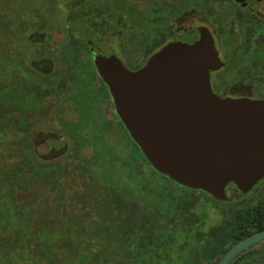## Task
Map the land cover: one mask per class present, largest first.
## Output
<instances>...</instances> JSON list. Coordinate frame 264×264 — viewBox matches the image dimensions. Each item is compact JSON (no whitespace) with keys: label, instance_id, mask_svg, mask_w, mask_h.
<instances>
[{"label":"trees","instance_id":"obj_1","mask_svg":"<svg viewBox=\"0 0 264 264\" xmlns=\"http://www.w3.org/2000/svg\"><path fill=\"white\" fill-rule=\"evenodd\" d=\"M196 1L208 2L181 3ZM144 3L21 0L17 15L0 10V264H201L264 230V199L243 200L233 183L237 196L227 201L176 183L120 119L90 45L112 51L119 33L121 54L138 70L175 12L172 0ZM38 31L45 42H33L29 32ZM40 59L52 70L31 63ZM159 177L168 184L150 189ZM175 188L205 199L186 204ZM160 190L150 202L147 193ZM211 202L223 208L206 229L194 206ZM256 251L241 261L258 264Z\"/></svg>","mask_w":264,"mask_h":264},{"label":"water","instance_id":"obj_2","mask_svg":"<svg viewBox=\"0 0 264 264\" xmlns=\"http://www.w3.org/2000/svg\"><path fill=\"white\" fill-rule=\"evenodd\" d=\"M116 111L159 173L227 200L233 183L248 194L264 178V100L220 98L210 72L223 66L207 30L189 45L170 44L139 70L116 55H94ZM264 240V230L240 240L218 264Z\"/></svg>","mask_w":264,"mask_h":264},{"label":"flooded vegetation","instance_id":"obj_3","mask_svg":"<svg viewBox=\"0 0 264 264\" xmlns=\"http://www.w3.org/2000/svg\"><path fill=\"white\" fill-rule=\"evenodd\" d=\"M172 1L175 12L162 22L166 23L167 30L154 40L156 48L139 69L164 47L179 42L192 45L201 39V31L207 30L223 63L221 68L210 72L212 91L223 99L264 100V85L261 84L264 80V0H208L204 4L196 1L186 7L182 6V0ZM162 2L165 0H145L144 6L151 8ZM184 15L194 18V22L183 31L179 19ZM115 34L118 33H112ZM122 62L128 67L125 59ZM237 84L245 86L246 90L233 93L232 88ZM256 249L260 256L258 264H264V240L244 250L237 262L244 263L252 253L249 252Z\"/></svg>","mask_w":264,"mask_h":264},{"label":"rangeland","instance_id":"obj_4","mask_svg":"<svg viewBox=\"0 0 264 264\" xmlns=\"http://www.w3.org/2000/svg\"><path fill=\"white\" fill-rule=\"evenodd\" d=\"M139 1V0H138ZM21 4V0H0V10L5 13V14H10V17H12V15H17L18 11H20L19 9ZM216 4V3H215ZM264 2H262V6H263ZM62 7V12L59 14V20L57 21L59 24V26L57 27V29L55 30V32H59L58 30H62L63 25L60 23L61 18L63 17L62 14H64V6ZM192 12V11H191ZM192 13H190L191 16ZM180 20V23L183 25L182 26V30H186L189 27L192 26V22H194V18L188 17V16H182ZM31 34V35H30ZM29 35L32 37L33 42H45L46 41V35L43 32H29ZM120 34H115L113 35V43L111 44L112 47V51L109 50H102L100 51L94 44L91 43V48L93 50V52L95 54H100V55H104V56H111V55H117L118 57L122 58V61H124L123 56L120 53V49H119V42H120ZM31 37L29 39H31ZM32 42L30 41L29 43H27L25 46L26 48H29ZM39 71L41 72H47L52 70L53 66L50 62V60H46V59H40V60H36L34 62H31ZM128 65V64H127ZM250 87V86H249ZM242 89H245V86H242L241 84H237L232 88V92L235 93L234 91H241ZM61 144H64V142H60ZM40 152L43 154H47L49 155V150L46 147H40ZM135 179V178H134ZM159 184H168V182L164 181L162 177L157 178V181L154 182V184L150 185V189H157V185ZM230 185V184H229ZM228 185V186H229ZM132 186L136 189L137 188V192L139 190V184L137 182V180H134L132 183ZM228 186L225 189V193L227 196V200H232L237 196V192H235V190L228 188ZM177 194L176 195H181L182 197H185V203L189 204L191 203V201L193 199H205L203 196H201L200 194H198V192H191V191H180V189L175 188ZM194 190V189H193ZM239 190V189H238ZM197 191V190H196ZM203 191V190H202ZM240 191V190H239ZM205 192V191H204ZM241 192V191H240ZM264 180H262L260 183H258L257 186L254 187V189L249 192L248 194H246L245 198L243 200H250L253 199V201H261L262 199H264ZM207 193V192H205ZM166 194V192L164 190H160L159 193H157L156 195H152L151 193H147L148 196V200L152 203L155 204V202H157L158 199H160V197H163ZM209 194V193H207ZM243 194V193H242ZM138 195V194H137ZM210 196H212L213 198H215L213 195L209 194ZM218 201H227V200H219L217 198H215ZM195 210L197 212V214L199 215V217L201 218L202 223L205 224V228L208 229L210 227H213L215 224H217V219L219 218V212L221 211V209L223 208V205L221 204H215L214 202L212 203H206V205H195ZM258 251V249H257ZM223 255L222 253L216 254L212 257H210L209 259H205L201 261V264H217L218 260L221 258V256ZM240 264V263H238ZM244 264V263H243Z\"/></svg>","mask_w":264,"mask_h":264}]
</instances>
